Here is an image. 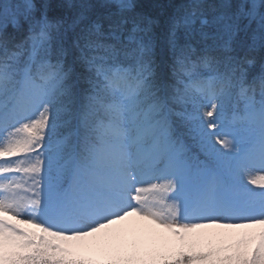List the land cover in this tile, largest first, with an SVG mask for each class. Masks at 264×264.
<instances>
[{
	"label": "snow or ice",
	"instance_id": "obj_1",
	"mask_svg": "<svg viewBox=\"0 0 264 264\" xmlns=\"http://www.w3.org/2000/svg\"><path fill=\"white\" fill-rule=\"evenodd\" d=\"M100 7L0 0V264H264V0Z\"/></svg>",
	"mask_w": 264,
	"mask_h": 264
},
{
	"label": "trees",
	"instance_id": "obj_2",
	"mask_svg": "<svg viewBox=\"0 0 264 264\" xmlns=\"http://www.w3.org/2000/svg\"><path fill=\"white\" fill-rule=\"evenodd\" d=\"M211 2V0H210ZM36 7L35 15L39 17L41 12H45L47 17L52 22H59L72 18L78 11H80L81 0H73L75 6L70 7L67 0H33ZM188 0H135V11L144 15L150 16L156 23L153 26L154 32L160 37L158 41L157 60L160 59V54L163 49V36L166 31L167 25L172 17L182 13L187 5ZM90 5L95 12H102L105 9L100 7V0H90ZM255 27V25H253ZM10 35L15 36L16 40L23 39L27 32V26H23L19 31L8 28ZM55 37V33L53 34ZM243 35V34H242ZM163 55L169 63H171L170 56L166 49H163ZM264 58V51H260L255 56V63L249 68L250 75H255L260 71L261 60ZM67 62L71 63L72 54L69 50L66 56ZM194 152L198 151L195 147L192 149Z\"/></svg>",
	"mask_w": 264,
	"mask_h": 264
},
{
	"label": "rangeland",
	"instance_id": "obj_3",
	"mask_svg": "<svg viewBox=\"0 0 264 264\" xmlns=\"http://www.w3.org/2000/svg\"><path fill=\"white\" fill-rule=\"evenodd\" d=\"M252 187H255V186H252ZM257 190H259V189H257ZM136 221H138V218L131 217V218H129L128 221H125L124 223L125 224H128L130 222H136ZM140 223H144V222H140ZM21 227H26L27 228V227H30V226L29 225H21ZM157 231L158 232H163L164 235L170 236V234L164 232V230L158 229ZM200 231H203V232H206V233H216V232H224V231H227L228 233H230L232 235H237L238 233H244V232H255V233H258L260 231V229L259 228H256V229H241V230L205 229V230H200Z\"/></svg>",
	"mask_w": 264,
	"mask_h": 264
}]
</instances>
